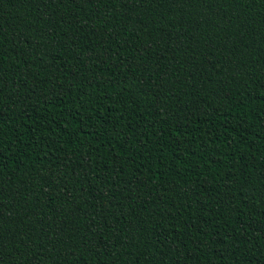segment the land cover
Returning <instances> with one entry per match:
<instances>
[{
    "label": "trees",
    "instance_id": "obj_1",
    "mask_svg": "<svg viewBox=\"0 0 264 264\" xmlns=\"http://www.w3.org/2000/svg\"><path fill=\"white\" fill-rule=\"evenodd\" d=\"M0 264H264V0H0Z\"/></svg>",
    "mask_w": 264,
    "mask_h": 264
}]
</instances>
